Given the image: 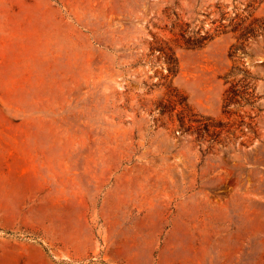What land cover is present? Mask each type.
<instances>
[{"label": "rangeland", "instance_id": "obj_1", "mask_svg": "<svg viewBox=\"0 0 264 264\" xmlns=\"http://www.w3.org/2000/svg\"><path fill=\"white\" fill-rule=\"evenodd\" d=\"M262 18L0 0V264H264V34L240 37Z\"/></svg>", "mask_w": 264, "mask_h": 264}, {"label": "trees", "instance_id": "obj_2", "mask_svg": "<svg viewBox=\"0 0 264 264\" xmlns=\"http://www.w3.org/2000/svg\"><path fill=\"white\" fill-rule=\"evenodd\" d=\"M256 25V26H254ZM264 34V18L262 19H256L254 21V23L250 24L248 27H246L243 30V33L241 34V39H246L247 37L251 36L253 38H256L257 36L263 35ZM206 40V38H200V39H187L186 40V44L187 47L189 48H194V47H200L203 45V42ZM243 50V46H233L232 47V51L230 52V56L232 57H236L239 58V51ZM164 53V57H165V62L167 63V67H168V72L171 74L175 73L176 70V66H177V61L174 57L173 53H168V51L166 50H161ZM170 51V49H169ZM245 75L248 76L246 74V71H244ZM175 99H174V103L173 105H183L186 109H188V111L190 112V109L188 108L187 104H186V99L185 97L179 96L177 93L173 94L171 93ZM161 107V111L162 113H164L165 111H167V108L165 106H160ZM194 115V114H192Z\"/></svg>", "mask_w": 264, "mask_h": 264}]
</instances>
